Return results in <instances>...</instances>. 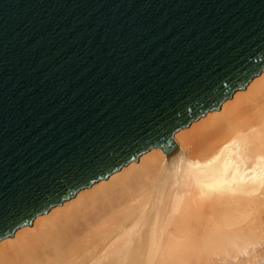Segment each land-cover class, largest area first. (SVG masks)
<instances>
[{
	"label": "water",
	"instance_id": "95a60500",
	"mask_svg": "<svg viewBox=\"0 0 264 264\" xmlns=\"http://www.w3.org/2000/svg\"><path fill=\"white\" fill-rule=\"evenodd\" d=\"M264 71V0H0V241Z\"/></svg>",
	"mask_w": 264,
	"mask_h": 264
},
{
	"label": "bare ground",
	"instance_id": "6f19581e",
	"mask_svg": "<svg viewBox=\"0 0 264 264\" xmlns=\"http://www.w3.org/2000/svg\"><path fill=\"white\" fill-rule=\"evenodd\" d=\"M173 140L2 239L0 264L264 263V71Z\"/></svg>",
	"mask_w": 264,
	"mask_h": 264
},
{
	"label": "rangeland",
	"instance_id": "374dc122",
	"mask_svg": "<svg viewBox=\"0 0 264 264\" xmlns=\"http://www.w3.org/2000/svg\"><path fill=\"white\" fill-rule=\"evenodd\" d=\"M188 129V128H187ZM263 263V261L261 262V263H259V264H262ZM264 264V263H263Z\"/></svg>",
	"mask_w": 264,
	"mask_h": 264
}]
</instances>
